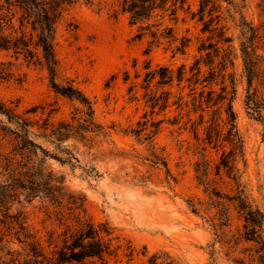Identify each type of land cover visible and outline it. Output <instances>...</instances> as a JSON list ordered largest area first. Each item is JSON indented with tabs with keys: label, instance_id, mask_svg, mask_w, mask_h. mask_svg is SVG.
Returning <instances> with one entry per match:
<instances>
[{
	"label": "rangeland",
	"instance_id": "obj_1",
	"mask_svg": "<svg viewBox=\"0 0 264 264\" xmlns=\"http://www.w3.org/2000/svg\"><path fill=\"white\" fill-rule=\"evenodd\" d=\"M198 1L187 0L184 9L189 4L196 12ZM119 4L79 1L65 7L58 22L55 83L80 91L92 107L91 119L86 106L55 93L45 68L0 50L5 70L0 101L29 118L30 139L46 153L20 154L19 141L0 132V193L7 194L0 197V264L32 260V244L44 253L62 246L82 217L112 228L120 248L105 257L107 264H264V221L254 241H246L237 200L242 191L264 214V119L248 115L240 53L251 27L264 70V0H222L212 14L232 39L233 66L227 62L225 74H234L236 86L235 149L225 104H206L200 93L210 87L189 79L195 59H205L198 48L216 43L214 34L203 33L202 23L181 10L176 21L170 12H156L150 23H161L160 32L171 28L177 41L150 43L149 36L137 37V25ZM182 37L190 39L183 54L175 51ZM182 65L186 74L178 81ZM160 67L173 72L171 83H158V72L151 79ZM201 70L199 77L207 76V67L201 64ZM211 88L220 92L219 85ZM253 89L263 100L264 117V86L254 80ZM87 120L93 132L85 139L71 134L59 142L46 136L61 122L77 129ZM0 121L14 128L4 115ZM64 150L74 159L64 161ZM223 159L228 167L221 166ZM50 172L53 188L66 192L60 203L19 184L41 183ZM71 198L83 200L80 210L71 209ZM225 209L228 224L220 226Z\"/></svg>",
	"mask_w": 264,
	"mask_h": 264
},
{
	"label": "trees",
	"instance_id": "obj_2",
	"mask_svg": "<svg viewBox=\"0 0 264 264\" xmlns=\"http://www.w3.org/2000/svg\"><path fill=\"white\" fill-rule=\"evenodd\" d=\"M79 1L91 3V0H0V50L11 53V56L16 59L21 56L27 63L45 68L52 79L51 84L55 93L86 106L88 116L91 119L93 115L92 107L81 92L69 84L61 86L55 83L58 69V59L55 52L58 22L65 7ZM220 1L222 0H199L196 12H191L189 4L184 9L187 0H119V6L121 12L128 15L130 23L137 25V37L141 39L144 36H149L152 38L150 43L166 40L171 45L177 41L171 28H164L160 32L159 27L161 23L156 25L150 23L156 12H170L172 20L176 21L177 12L181 10L185 14H189L191 20L197 18V21L202 23L201 31L203 33L214 34L212 38H217L216 43L206 45L203 42L198 48L200 53L205 52V59H195L189 70L191 73V78L189 79H193L194 85L199 83L202 88L210 87L207 92L201 91L200 93V98H202L204 93L206 94L204 98L206 104H209L212 100H214L212 105L225 104V120L229 126L227 133L231 145L235 149L238 143H240L235 127V114L232 109L236 86L234 74H227V78L225 74L227 62L233 66V61L230 58L232 55V47L230 46L232 39L226 36L224 25L218 26V15L216 17L212 16L220 8L218 4ZM209 5L210 8L207 11L208 19L205 20V10ZM215 19H217L215 27H212ZM249 31V38L240 43L242 74L247 85L245 106L251 118L262 122L264 119L262 115L263 100L256 90H251V87L254 80H258L264 86V70L260 69V61L262 59L256 54V48L253 45L254 39L258 36L256 31L251 27H249ZM189 42L190 39L182 37L179 44L175 46V51L183 54L189 46ZM220 44L222 46H219ZM226 44L227 48H224L223 46ZM215 60H219L217 62V69L214 66ZM201 64L207 67V76L200 78L199 76L202 73ZM4 72L3 65L0 64V79H3ZM156 72H158L160 77L158 82L160 84L171 83L174 78L171 70L160 67L153 73L151 79L155 76ZM185 74V66L182 65L178 68V81H181ZM214 84L220 87L218 94H215L211 88ZM214 94L215 99L213 98ZM0 115L6 117L7 123L14 125V128L11 129L0 121V132H3L5 135L11 134L19 141L20 146L18 150L21 152L20 154L26 149L31 152H34V149H38L46 154L44 149L30 139L29 135L32 123L29 118L18 114L15 108L8 107L1 101ZM84 122L85 124L80 125L77 129H74L68 123L61 122L58 127L51 129L46 136L59 142L70 137L71 134L85 139L84 134L93 131L91 129L92 123L88 120ZM262 139L264 141V131ZM62 153L66 156L63 159L64 161L74 159L70 152L64 150ZM227 164L223 159L221 166L225 168L228 167ZM53 178L54 175L50 172L41 183L35 182L32 179H25V181L21 180L22 182L20 181L19 184L24 189L33 190L36 193L44 195L51 202H58L59 199H62L66 195V192L62 188H53ZM235 179V176H233V180ZM6 196L5 191L0 193V197L6 198ZM237 200L238 209L242 213L244 221V239L246 241H254L252 239L254 236L252 235L258 234L262 229L264 214L258 208L252 207L242 191H240ZM1 202H3V199ZM69 204L72 210H80L83 206V200L71 198ZM219 220L220 222L222 220L225 222L219 223L220 226H227L226 209L223 214H220ZM66 233L62 246L55 247L47 253H44V249L38 247L39 245L32 244L33 259L25 264H95L96 261H100L101 264H107L105 257L116 256L120 248L119 245H114L117 238L113 236V230L107 222L94 223L90 219L82 217L78 221L77 227L68 236H66ZM152 264H156V262Z\"/></svg>",
	"mask_w": 264,
	"mask_h": 264
}]
</instances>
